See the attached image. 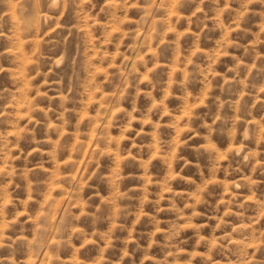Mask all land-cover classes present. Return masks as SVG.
<instances>
[{
    "label": "rangeland",
    "instance_id": "rangeland-1",
    "mask_svg": "<svg viewBox=\"0 0 264 264\" xmlns=\"http://www.w3.org/2000/svg\"><path fill=\"white\" fill-rule=\"evenodd\" d=\"M0 264H264V0H0Z\"/></svg>",
    "mask_w": 264,
    "mask_h": 264
}]
</instances>
